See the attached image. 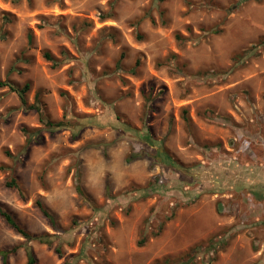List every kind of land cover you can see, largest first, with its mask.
Returning <instances> with one entry per match:
<instances>
[{"label":"rangeland","instance_id":"obj_1","mask_svg":"<svg viewBox=\"0 0 264 264\" xmlns=\"http://www.w3.org/2000/svg\"><path fill=\"white\" fill-rule=\"evenodd\" d=\"M0 82L41 108L0 87V208L57 235L36 264H264V0H0ZM24 243L0 216L8 264Z\"/></svg>","mask_w":264,"mask_h":264},{"label":"trees","instance_id":"obj_2","mask_svg":"<svg viewBox=\"0 0 264 264\" xmlns=\"http://www.w3.org/2000/svg\"><path fill=\"white\" fill-rule=\"evenodd\" d=\"M44 58L48 60L49 62L52 63V66H56V60L48 53H44ZM9 87L11 91H15L20 100V105L22 108L27 109V110H36L40 117H41V108L38 106L37 102L32 105H28L26 94L28 93L30 89V83L27 82L25 83L21 88L14 86L13 84L9 82H0V87ZM41 121L43 122L44 120L41 118ZM45 125L49 130L55 131L58 129H61L66 126L65 122H52V121H45ZM27 133V131H25ZM33 136V132L29 133V138L27 140V144L31 142ZM8 187H13V188H18L17 184L15 183L14 180H12L10 183L7 184ZM78 191L80 192L79 188ZM42 214L47 217L50 221H52L51 215L48 213V211L40 207ZM0 216L4 219L6 224L10 226L12 229H14L22 238H24L25 243L23 244V248L26 251L27 254V261L26 264H36V258L34 256V253L32 251V248L28 245L29 242L31 241H37L41 244H46L48 246H52L53 242L57 238V235H32L26 230H24L8 213L4 212L0 208ZM19 247H13L9 250H2L0 249V264H8V259L11 255L15 254L17 252ZM55 251L59 253V248H56ZM200 246L199 244L192 247L188 252L176 257V258H171V257H165L162 260L156 261L154 264H196V259L198 254L200 253ZM79 256H72L64 261L63 264H75L78 260Z\"/></svg>","mask_w":264,"mask_h":264}]
</instances>
